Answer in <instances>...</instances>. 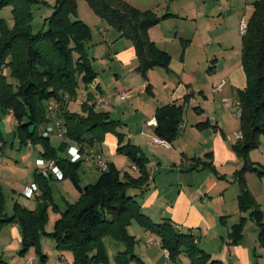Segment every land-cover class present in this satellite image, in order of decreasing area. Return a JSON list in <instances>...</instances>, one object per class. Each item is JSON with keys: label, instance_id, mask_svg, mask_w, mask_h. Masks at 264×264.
I'll use <instances>...</instances> for the list:
<instances>
[{"label": "crops", "instance_id": "1", "mask_svg": "<svg viewBox=\"0 0 264 264\" xmlns=\"http://www.w3.org/2000/svg\"><path fill=\"white\" fill-rule=\"evenodd\" d=\"M125 1L140 11L153 10L159 17L168 15L148 34L170 56L169 66L155 67L144 76L138 71L133 42L113 28H104L100 30L101 38L93 36L87 45L88 51H93L89 55L98 76L92 84L82 87L84 93L76 99L81 110L70 111L83 115L82 107L91 99L87 106L108 113L118 123V130L106 134L99 147L107 162L114 163L118 170L123 168L122 163H129L116 152L119 146L131 144L142 152L148 162L149 187L140 196L138 191L132 192L138 195L143 213L153 222L169 220L183 231L188 228L195 235L196 244L223 264H264L260 228L250 218L251 211L241 212L239 208L240 191L235 177L244 162L234 150L239 142L235 135L241 132L240 116L234 113L237 92L247 85L239 29L241 20L250 18L254 0ZM220 85V91L213 93ZM122 94L125 99L120 98ZM101 97L106 103L98 106ZM187 97L189 101L185 102ZM224 101L228 106L223 105ZM174 104L183 105V121L178 137L166 148L154 142L157 136L150 122L159 108ZM5 116V123L14 121L13 115ZM57 120V115H51L41 128L50 139L54 128L57 134ZM202 123L206 126H198ZM52 145L57 148L62 142ZM42 151L40 146L39 153ZM63 154L68 159L66 151ZM249 159L264 169V135ZM207 163L210 167L203 165ZM83 164L90 167V178L98 180L101 172L87 161ZM131 166L138 174L135 165ZM37 174L34 184L40 192L32 198L35 211L43 202L37 200L45 192L41 187L48 185V178L58 180L51 173L38 181ZM245 180L263 213L264 224V175L247 173ZM241 219L245 220L243 236L233 244L229 234ZM134 228L132 222L129 234L136 237ZM156 245L160 246V242ZM119 246L115 248L121 252ZM135 254L141 264H147L146 254ZM27 258H31L29 254L23 264ZM115 261L111 258V264ZM172 263L180 264V259Z\"/></svg>", "mask_w": 264, "mask_h": 264}, {"label": "trees", "instance_id": "2", "mask_svg": "<svg viewBox=\"0 0 264 264\" xmlns=\"http://www.w3.org/2000/svg\"><path fill=\"white\" fill-rule=\"evenodd\" d=\"M86 1L104 22L133 42L141 74L145 76L148 70L158 66L168 68L170 56L160 50L148 34L150 28L168 15L159 17L153 10L140 11L125 0ZM77 2L57 0L52 16L47 19L46 29L35 34L31 31L32 10L36 5L45 4L44 0H0V9L11 6L14 14L12 30L6 25L1 26L0 104L3 113L8 115L12 112L13 117L17 118L20 142L23 145L41 146L43 158L55 159L64 179L69 177L80 192L79 202L69 205L62 212L55 232L49 234L55 239L57 250L71 252L74 264H109L105 246L107 239L125 246V250L116 255V264H131L136 258L133 254L135 238L128 233V227L135 220L147 232L160 238V246L163 251L169 252V259L175 260L185 254L190 264H223L212 259L196 244L192 231L178 230L169 220L153 222L143 213L137 202L138 195L132 192L138 189L143 193L149 187L148 162L139 148L127 144L117 149L118 154L131 158L137 168L138 178L126 174L127 177L123 179L115 164L108 162V171L101 172L94 184L82 186L77 171L84 161L72 163L69 158L62 157L60 153L65 152L70 143H62L58 149L54 148L50 137L41 131L42 126L49 121L47 103L51 100L59 101L57 116L68 129L66 137L70 142L80 145L81 150L85 147L99 150L105 135L115 132L117 128L118 123L108 113L96 111L93 105L87 106L91 99L84 103L83 115L70 111V103L80 95V87L92 84L98 76L87 47L93 37L92 31L85 22L72 18V15H76ZM242 42V66L247 85L244 90L237 92V98L242 106L240 122L243 139L234 146V150L244 164L235 177L240 191L239 208L241 212L251 211L250 218L260 228L259 239L262 243L263 213L247 190L245 176L247 173L264 175V169L249 159L250 153L259 147L260 138L264 135V0H254L253 12ZM7 65L18 79L16 89L2 74ZM188 101L189 97L185 102ZM183 114V105L159 108L155 117L157 138L174 142L180 133ZM202 125L206 126L205 123L198 126ZM203 165L210 167L208 163ZM40 178L47 179L37 174L38 181ZM42 188L45 189L41 195L43 202L36 211H29L18 204L17 214L13 217L3 215L0 211V231L10 223L19 224L22 229V257H27L29 251L37 246L40 230L47 222L50 188L48 185ZM244 222L241 219L232 228L229 237L233 244L242 238ZM39 253L40 250L37 255ZM41 255V262H45L46 256ZM28 259L31 258L26 261ZM0 264H3L1 256Z\"/></svg>", "mask_w": 264, "mask_h": 264}, {"label": "rangeland", "instance_id": "3", "mask_svg": "<svg viewBox=\"0 0 264 264\" xmlns=\"http://www.w3.org/2000/svg\"><path fill=\"white\" fill-rule=\"evenodd\" d=\"M45 4H39L33 7V17L31 21V31L32 33H38L43 29H46L47 19L52 16L54 7L57 0H44ZM13 8L7 6L0 9V37H1V26L6 25L8 29L12 30L14 28L13 20ZM73 20L79 19L85 22L91 29L92 35L101 38L100 30L107 28L112 29L106 22H104L91 8L86 0H78L76 15H72ZM240 30V29H239ZM99 51L96 52L98 54ZM88 54H93V51H88ZM90 56V55H89ZM90 56V58H91ZM8 59L7 61H9ZM6 81L16 89L18 87V79L12 75L10 67L7 65L5 71L2 73ZM80 95L84 93L82 87H80ZM82 99V98H81ZM70 110L80 111L81 108L77 101L70 103ZM3 113L2 106L0 104V131L2 140L0 141V211L3 215H8L13 217L17 214L16 205H20L24 209L32 211L34 202L32 199H28L25 196L26 188L34 186L36 181V174L38 172H43L46 167V159L39 153L40 146H28L23 145L17 136L18 120L14 118L13 122L5 123V116ZM51 115L54 117L57 114H50L47 112V119H51ZM118 130V128H117ZM116 130V131H117ZM56 129L52 133L51 140L52 143L57 146L58 138L55 136ZM60 141V140H59ZM59 147H57L58 149ZM118 152V150H116ZM60 155L63 157L64 154L61 152ZM122 158L129 161L128 164L122 163V169H120L121 177L125 179L129 174L130 177L138 178V174H134L131 163L132 160L126 155ZM49 159H47L48 161ZM55 160V159H54ZM136 172V171H135ZM95 173V172H94ZM51 174V172H49ZM77 174L80 177L81 185L94 184L95 179H91L90 167L86 164H81ZM87 177V178H86ZM48 187L50 188V198L49 207L47 209V222L41 228L40 235L38 238L37 246L29 251V256L34 260L35 264H74V255L71 252H60L56 248L55 239L49 234L54 233L56 230V223L60 219L62 212L69 205H75L80 200V192L75 188L71 179L66 177L63 180H55V178L47 179ZM135 191V190H134ZM139 196L143 193L140 190ZM40 192V190H39ZM38 192V193H39ZM35 198V197H34ZM41 199V195L37 198ZM57 206V207H56ZM134 231L136 234L135 244L133 246V254L144 253L145 257L148 258L147 264H174L172 259H166L165 251L162 250L161 246L156 245V242H160V238L155 234H150L145 230V228L140 225L137 221H133ZM10 223L3 226L0 231V256L3 260V264H23L21 251L24 248V242L22 239V229L19 224ZM131 225H129L130 227ZM128 227V233H129ZM185 228L184 231H188ZM105 240V246L107 251V257L109 264L114 263L115 256L118 251L115 247L119 246V250L124 251L125 246L119 242ZM40 253L37 255V251ZM46 256V261L41 262L40 255ZM41 255V256H42ZM178 259H180V264H190V259L182 254ZM133 264H141L138 258H134ZM116 263V261H115Z\"/></svg>", "mask_w": 264, "mask_h": 264}, {"label": "built area", "instance_id": "4", "mask_svg": "<svg viewBox=\"0 0 264 264\" xmlns=\"http://www.w3.org/2000/svg\"><path fill=\"white\" fill-rule=\"evenodd\" d=\"M248 28V21L246 18H243L240 22V33L243 36L246 32ZM221 89V85L214 88L213 89V93H217L219 92ZM121 99H125V94H122ZM106 101L105 99H103V97H101L98 102L97 105L101 106L103 104H105ZM223 105L226 107L228 106V102L224 101ZM60 111V103L57 100H51L47 103V112L50 114H57ZM9 114L12 115V112H10ZM242 114V106L239 102H237L236 104V112L234 113V115H239L241 116ZM150 124L152 126H157V121L156 119L152 120L150 122ZM56 126H57V138L62 142V143H70V145L68 146L67 150H66V154L68 156V158L70 159V161L72 163L78 162L80 160H83L84 162L87 161L89 164H91L92 166H94L97 170H99L100 172H105L108 171L109 169V163L107 162V160L105 159L104 155L102 154V152H100V150L96 149L95 147H85L83 150H81V146L77 145L75 143L70 142L66 135L68 132L67 127L64 125V123L61 120H57L56 121ZM235 138L240 141L243 139V134L242 132L238 133L235 135ZM155 143L162 145L166 148H170V143L167 142L164 139H160V138H155L154 140ZM49 172H51L56 179L58 180H63L64 179V175L63 172L61 170V168L58 166L56 160L54 159H49L47 161L46 159V167L43 169V172H40L41 174L45 175L47 177V175L49 174ZM39 192V187L37 185L34 184V186L32 187H28L26 188L25 191V196L28 199H32L34 198ZM176 229L181 230L182 228L179 226H175ZM165 255L166 258L169 259V252L167 250H165ZM26 264H35L33 259H28L26 261Z\"/></svg>", "mask_w": 264, "mask_h": 264}]
</instances>
